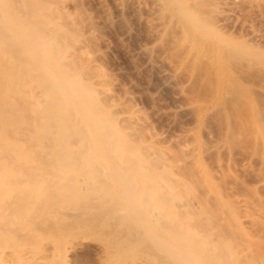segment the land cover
Returning <instances> with one entry per match:
<instances>
[{"label":"bare ground","instance_id":"1","mask_svg":"<svg viewBox=\"0 0 264 264\" xmlns=\"http://www.w3.org/2000/svg\"><path fill=\"white\" fill-rule=\"evenodd\" d=\"M66 1L0 0V264H264V235L246 229L264 205L241 197L232 212L194 160L156 145ZM167 1L190 25L195 77L237 79L240 49L189 2Z\"/></svg>","mask_w":264,"mask_h":264},{"label":"rangeland","instance_id":"2","mask_svg":"<svg viewBox=\"0 0 264 264\" xmlns=\"http://www.w3.org/2000/svg\"><path fill=\"white\" fill-rule=\"evenodd\" d=\"M185 1L210 20L219 37L242 50L233 61L242 68L234 81L213 87L195 77L191 28L170 1L67 0L65 8L79 18L95 61L156 145L171 159L194 160L193 177L207 176L224 205L239 214L237 198L264 205V0ZM227 11L231 20L219 24V13ZM261 220L263 225L246 224L247 231L264 235Z\"/></svg>","mask_w":264,"mask_h":264}]
</instances>
